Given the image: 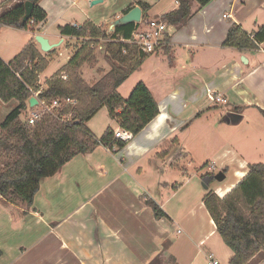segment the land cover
Here are the masks:
<instances>
[{
	"label": "crops",
	"instance_id": "0c3cea01",
	"mask_svg": "<svg viewBox=\"0 0 264 264\" xmlns=\"http://www.w3.org/2000/svg\"><path fill=\"white\" fill-rule=\"evenodd\" d=\"M83 1L40 0L38 6L47 18L35 32L27 31L33 37L43 36L49 44L50 37L57 38V46L73 39L78 47L82 40L61 36L57 28L86 21L74 16L81 12L85 17ZM86 1L91 5L93 0ZM135 3L129 2L111 22ZM175 4L178 6L177 0ZM223 15L227 17L223 19ZM93 24L103 29V24ZM233 24L253 35L264 25V0H213L204 7L193 2L183 26L172 35L167 27L168 41L163 48L168 50L160 48L147 55L139 68L145 71L135 80L143 82L157 102L158 115L116 152L99 145L42 179L30 208L0 196V264H194L198 254L214 258L216 250L209 242L217 233L202 203L205 194L189 178L198 170L193 172L184 160L189 156L184 135L200 124L211 128V116L220 105L229 114L240 115L245 107L264 111V41L252 51L223 47ZM116 37L123 40L121 35ZM95 49L102 51L101 46ZM104 64L97 68H105ZM82 68L79 73L88 84L103 75L91 83V75L85 79ZM125 82L118 89L123 98L127 95L122 91ZM208 90L219 93L226 104L210 102ZM6 104L0 101V105ZM102 109L85 124L96 139L107 129L119 128L118 117L112 119L107 111L95 123ZM10 111L0 113V122ZM120 112L118 109L117 115ZM167 150V155H159ZM221 155L225 167L236 161L240 165L233 170L234 181L215 190L217 194L219 189L229 188L227 194L240 181L235 172L246 175L248 165L232 150ZM147 199L166 218L155 219L145 204Z\"/></svg>",
	"mask_w": 264,
	"mask_h": 264
},
{
	"label": "trees",
	"instance_id": "16d2710c",
	"mask_svg": "<svg viewBox=\"0 0 264 264\" xmlns=\"http://www.w3.org/2000/svg\"><path fill=\"white\" fill-rule=\"evenodd\" d=\"M211 1L213 0H177V8L158 19L166 26L179 28L190 18L193 2L204 7ZM25 2L33 6L30 19L23 23ZM39 2L40 0H3L0 3V28L10 26L35 32V28L47 18L46 12L38 6ZM135 5L141 9V21L151 19L148 16L150 5L140 1ZM133 7L134 5L128 6L122 14ZM134 28L135 24L131 23L116 27L112 33H108L89 20L80 25L59 26L57 29L61 36L82 41L68 62L45 80L43 86L39 83V76L48 62L33 39L10 62L0 59V101L16 103L0 122L2 198L18 199L30 208L41 180L55 175L74 157L89 154L99 145L123 148L125 143L114 139L112 130L107 129L99 139L87 130L85 124L100 109L106 108L112 119L118 117L119 128L130 132L132 136L137 135L158 115L157 102L143 82L135 84L127 98H123L118 92L119 87L140 68L147 56L140 53L137 47L124 42L130 38ZM117 35H121L123 41H119ZM99 41L104 43L100 44ZM167 41L168 36H165V43ZM263 41L264 25L253 35H249L240 26L233 24L228 29L222 46L252 51ZM97 46L102 47L101 52L111 66L93 84H88L82 79L79 70L83 65L97 61L94 51ZM163 49L168 50L166 47ZM62 75H66L65 80ZM38 91L39 100L46 104L55 99L76 101L74 106L62 105L56 113L59 116L73 114L72 120L65 123L44 113L35 125H27L20 117L29 109L28 100L32 92ZM118 109L121 112L117 115ZM258 112L264 120V111L258 109ZM168 152L163 151L159 155L165 156ZM247 168L246 176L224 197L219 198L214 191H208L202 199L214 223L215 232L231 251L228 264H250L255 256L264 255V164L248 165ZM225 171L226 169L222 172ZM212 180L214 175L211 173L201 175V181L207 188ZM145 204L151 209L155 219L166 218L155 202L147 199Z\"/></svg>",
	"mask_w": 264,
	"mask_h": 264
},
{
	"label": "rangeland",
	"instance_id": "374dc122",
	"mask_svg": "<svg viewBox=\"0 0 264 264\" xmlns=\"http://www.w3.org/2000/svg\"><path fill=\"white\" fill-rule=\"evenodd\" d=\"M98 1V0H93ZM100 3H97L93 6L88 4L87 1L84 2L83 11H85V17L80 15H74L76 19L79 20H91L95 24H103V29H107L108 24L111 23V20L114 15H118L121 12V9L125 7L129 2L140 1L150 5V10L148 11V16L150 18H156L160 15L162 11L167 12L172 7H177L175 4L176 0H100ZM13 4V3H12ZM11 7V5L9 6ZM75 11V9H74ZM79 13V11H77ZM169 13V12H168ZM66 20V18H65ZM168 32L172 35L173 32L177 29L172 26ZM54 31L55 28L53 27ZM249 31V29H246ZM34 40L33 34L30 31L24 29H17L10 26H2L0 28V59L6 63L10 62L20 51L21 49L30 41ZM51 44H58L60 41L57 38H49ZM101 44V41H99ZM76 41L73 39H67L63 41L58 46L52 48L48 52L43 53L45 55L48 65L46 69L40 74L39 81L40 85L43 86L45 80L49 79L55 72L59 70L64 64H66L68 58L76 50ZM161 55L163 51L161 50ZM97 62L87 63L83 65V73L86 78L92 77V82L98 79V75L103 74L108 71L111 63L106 60L105 64L103 63L104 58L102 59L101 52H96ZM105 68H97L99 65H103ZM145 70H137L135 74L129 77L125 82V86L122 91H127V95H124L127 98L134 88L135 82L138 76H141ZM135 82V83H134ZM120 92V90L118 91ZM121 94V92L119 93ZM126 94V93H124ZM16 105L15 102L11 101L5 106L0 105V113H6ZM221 106V105H220ZM219 108L217 113L212 114V127L207 128L203 124L193 126L190 130L184 135L186 142L185 151L189 153V156L185 157V161H188L192 165L194 175L190 174V180L196 184V189L202 193L206 194L208 191H215L219 187H223L227 184H230L234 181L233 170L238 168L237 161L232 163L230 166H224L225 163L221 160V157L226 150H232L237 154L239 158L246 160L247 165L253 164H264V120L260 116L259 112L255 108H243L241 111V119L237 123L229 122V112L225 108ZM34 110V109H33ZM106 108H103L96 116L95 123L98 120H102L104 113H106ZM31 110L28 109L26 113L22 115L23 120L27 119ZM202 120V118H201ZM216 121V122H215ZM195 127V128H194ZM95 136V135H94ZM97 137V136H96ZM219 156V157H218ZM231 156V155H230ZM230 158V157H229ZM229 160V159H228ZM227 160V161H228ZM213 164V165H212ZM205 165V166H204ZM204 166V168H202ZM212 170H209V167ZM191 168V169H192ZM226 169L225 179L222 182H216L215 179L210 181L208 189H205L206 186L203 181H201V175L211 173L214 176L219 173L221 170ZM200 170V171H199ZM222 170V171H223ZM194 178V179H193ZM188 180V179H187ZM179 183V182H178ZM180 181L179 184H181ZM178 184V185H179ZM218 195V194H217ZM219 197V195H218ZM220 198V197H219ZM16 201L21 202L16 199ZM21 204H23L21 202ZM194 224V223H193ZM208 245V244H206ZM210 248L216 250L214 255L215 260L218 264H228V258L231 256V251L223 244L221 238L215 235L209 242ZM214 246V247H212ZM205 247L201 248L204 249ZM197 259L194 264H207L205 256L203 254H198ZM211 257V259H214ZM160 260V259H159ZM161 261V260H160ZM166 264V263H163ZM171 264V263H168ZM250 264H264V255L259 254L250 262Z\"/></svg>",
	"mask_w": 264,
	"mask_h": 264
},
{
	"label": "built area",
	"instance_id": "2783aa9c",
	"mask_svg": "<svg viewBox=\"0 0 264 264\" xmlns=\"http://www.w3.org/2000/svg\"><path fill=\"white\" fill-rule=\"evenodd\" d=\"M227 15H223L222 18L225 19ZM31 23V22H30ZM167 26L165 23L159 19H150L147 21H140L135 23L134 31L131 33V36L128 40L124 42L137 47L138 51L144 55L153 54L157 49L162 48L166 45L165 43V33ZM123 41V40H122ZM62 79H66V75H62ZM38 92H32L31 97H34L37 100V105L30 108L31 112L25 123L29 126L35 125V123L42 117L44 113L53 115L61 122H70L72 120L73 114L67 115H56L57 111L61 108L62 105H75L76 101L71 99H55L46 104L39 100ZM207 98L210 102L218 104H226L225 99L219 94L214 93L211 90L207 91ZM34 109V110H33ZM114 139L120 140L124 143H127L131 140L132 134L128 131H124L120 128L113 131ZM106 147V146H105ZM109 152H116V146L106 147ZM213 165V164H212ZM213 166L209 167V170H212ZM216 194V191H215ZM217 195V194H216ZM221 198V197H220ZM207 264H218L217 260L211 259V256L206 257Z\"/></svg>",
	"mask_w": 264,
	"mask_h": 264
},
{
	"label": "water",
	"instance_id": "95a60500",
	"mask_svg": "<svg viewBox=\"0 0 264 264\" xmlns=\"http://www.w3.org/2000/svg\"><path fill=\"white\" fill-rule=\"evenodd\" d=\"M101 2L100 0L98 1H92L91 5H95L97 3ZM32 4L29 2L24 3L25 7V15L22 19L23 23H26L30 17H31V10H32ZM142 18V12L139 6H134L131 10H129L127 13H124L114 19L110 24L107 29L108 33H112L116 27L119 26H124L127 24L131 23H139ZM35 43L39 46L40 51L43 53L49 52L52 48L56 47L57 45H50L43 36L41 35H36L34 37ZM37 105V100L34 97L29 98L28 100V107L32 108ZM241 119V115H238L236 113H230L229 114V122L230 123H237ZM214 179L216 182H222L225 179V174L223 172H219L214 176ZM207 189V186L204 187Z\"/></svg>",
	"mask_w": 264,
	"mask_h": 264
},
{
	"label": "bare ground",
	"instance_id": "6f19581e",
	"mask_svg": "<svg viewBox=\"0 0 264 264\" xmlns=\"http://www.w3.org/2000/svg\"><path fill=\"white\" fill-rule=\"evenodd\" d=\"M239 166H238V168H239ZM235 173H236L235 174L236 180H241V179H243L246 176L243 171L242 172H235ZM223 189H219V191H217V194L219 195V197H224L226 195V192L228 191L229 188H223Z\"/></svg>",
	"mask_w": 264,
	"mask_h": 264
},
{
	"label": "flooded vegetation",
	"instance_id": "af4514ba",
	"mask_svg": "<svg viewBox=\"0 0 264 264\" xmlns=\"http://www.w3.org/2000/svg\"><path fill=\"white\" fill-rule=\"evenodd\" d=\"M223 170V169H222ZM222 170H221V172H222Z\"/></svg>",
	"mask_w": 264,
	"mask_h": 264
}]
</instances>
